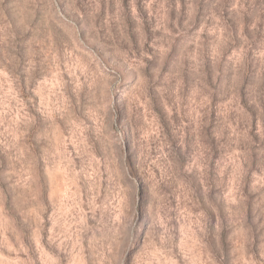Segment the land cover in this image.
Listing matches in <instances>:
<instances>
[{
	"label": "rangeland",
	"instance_id": "374dc122",
	"mask_svg": "<svg viewBox=\"0 0 264 264\" xmlns=\"http://www.w3.org/2000/svg\"><path fill=\"white\" fill-rule=\"evenodd\" d=\"M0 264H264V0H0Z\"/></svg>",
	"mask_w": 264,
	"mask_h": 264
}]
</instances>
